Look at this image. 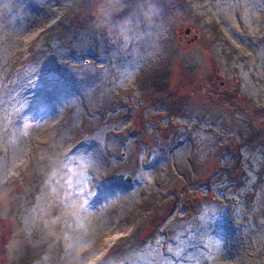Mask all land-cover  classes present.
<instances>
[{
  "label": "rangeland",
  "instance_id": "374dc122",
  "mask_svg": "<svg viewBox=\"0 0 264 264\" xmlns=\"http://www.w3.org/2000/svg\"><path fill=\"white\" fill-rule=\"evenodd\" d=\"M83 2L0 0V264H264V0Z\"/></svg>",
  "mask_w": 264,
  "mask_h": 264
},
{
  "label": "trees",
  "instance_id": "16d2710c",
  "mask_svg": "<svg viewBox=\"0 0 264 264\" xmlns=\"http://www.w3.org/2000/svg\"><path fill=\"white\" fill-rule=\"evenodd\" d=\"M82 10L78 12H68L65 17H63V20L60 22L65 24V31L61 33L60 42L63 45L65 49H68L70 52H74V46L72 45L74 41L79 39L80 33L87 30V27L89 28V24L96 23V26L103 24L106 26V28L110 27L108 21L115 22V21H126L127 20V14L130 13V10L137 7H141L147 0H107V6H105L104 10L100 13L102 15V18H98L99 14H95L97 11L93 10L92 3L94 0H83ZM148 5L152 6V10L155 13L157 9H161V18L163 20H166L170 23H178V16L175 14L177 7L176 4L173 2L172 5L168 4L166 0H149L146 2ZM80 8V7H79ZM79 8H76L78 10ZM108 9V11L112 10L110 20L107 18H103L104 11ZM105 16V15H104ZM106 20V22H105ZM100 25V28H101ZM76 28H81L80 31H77ZM88 31V30H87ZM107 32H103L101 30V34H106ZM72 42V43H71ZM223 93L228 96V99H226L227 102H225L223 99V103H233L234 98H238L235 92L232 91V93H229L227 91H224ZM228 93V94H227ZM223 94L222 96H225ZM253 136V135H252ZM248 140H253V137L248 138ZM246 141V142H247ZM144 229V228H143Z\"/></svg>",
  "mask_w": 264,
  "mask_h": 264
}]
</instances>
